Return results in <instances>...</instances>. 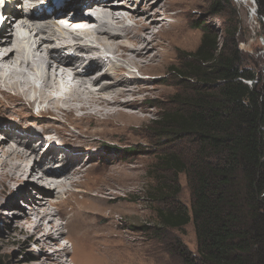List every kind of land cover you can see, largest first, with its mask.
<instances>
[{
  "label": "bare ground",
  "instance_id": "obj_1",
  "mask_svg": "<svg viewBox=\"0 0 264 264\" xmlns=\"http://www.w3.org/2000/svg\"><path fill=\"white\" fill-rule=\"evenodd\" d=\"M159 1L60 0L63 7H57L53 0H18L19 8L15 5L8 7L0 32V100H4L0 104L13 107L12 112L27 103L33 107L44 105L36 117L46 119L52 114L58 121L72 119L75 127L85 128L83 122L87 119L92 121L88 124L90 128L115 125L113 121L116 120H138V112L147 111L139 103L149 100L144 94L151 90L145 80H140L142 76L151 79L146 68L168 60L170 50L176 44L186 45L189 41L182 25L165 22V16L176 3L170 4V9L166 7L165 15L161 17L162 9L156 7ZM45 4L51 10L36 14ZM124 14L134 26L126 25ZM16 30L30 35L29 41L23 43ZM90 35L95 36V40L88 39ZM117 37L121 38L115 41ZM56 40L60 41L58 45H54ZM96 40L102 49L95 44ZM106 41L110 44H105ZM107 65L110 68L102 71L101 68ZM129 67L135 68L141 76H133L134 72L127 69ZM39 81L43 84L37 91ZM31 90H36L38 97H31ZM131 108L137 111H129ZM0 113H3L2 108ZM32 117L15 118L19 123L8 122L11 127L0 128V136H5L1 137L5 141L0 143V207H16L13 187L19 186L14 193H23L22 198L29 204L30 213L18 208L14 209L19 211L11 212L17 223L16 229L41 249L36 264H132V252L115 244L113 220L109 218V223L102 227L96 224L104 218L100 211L105 209L89 208L105 206L108 196L101 195L105 190L102 189L101 194L91 193L89 185L84 186L77 179L81 172L78 167L85 163L88 166L91 159L100 158L103 152L81 146L79 150L70 151L68 146L73 144L58 142L45 127L43 133L36 126L31 127L29 121ZM11 141L13 145L4 147V143ZM43 143L47 147L46 154L39 157L32 147ZM58 143L66 149L60 148ZM54 149L62 153L56 155ZM82 156H85L83 164L75 162ZM16 159L21 161L13 164ZM29 159L32 163L29 174L21 172ZM122 179L115 180L124 183ZM76 194H81L86 202L71 205L66 222L59 221L58 215L60 219L67 215L61 210L59 214L54 213V208L64 204L65 199L75 198ZM27 232H31L30 235Z\"/></svg>",
  "mask_w": 264,
  "mask_h": 264
},
{
  "label": "rangeland",
  "instance_id": "obj_2",
  "mask_svg": "<svg viewBox=\"0 0 264 264\" xmlns=\"http://www.w3.org/2000/svg\"><path fill=\"white\" fill-rule=\"evenodd\" d=\"M216 1L221 0H160L159 3H157L156 7L162 9L161 17H164L166 7L169 8L170 4L176 3L177 6L175 5V7L169 8L170 12L165 16V22L168 24H176V26L182 25V29L185 30V34L189 41L186 45L182 43L176 44L170 50L171 54L168 60H163L161 63L156 62L148 66L146 68L148 73L146 74H149L151 79L143 76L142 78L140 77V80L143 79L146 81V85L151 90L144 94L149 100H143L139 103L147 111H139L138 120H130L128 122L116 120L113 121L115 125L91 126L90 128L88 124H91L92 121L87 119L83 122L86 124L85 128L84 126L75 127L76 125L73 123L72 119L66 118L58 121V118L52 114H49L46 119L36 117V113L42 110L44 105L42 106L39 104L33 107L30 103H27V105H22V108L18 107L17 111L14 110V112H12L11 108L13 107L8 108L7 106L5 107L4 104H0V108L3 110V113H0V128L4 129V126L11 127L12 124H7L8 122L19 123L20 118L33 116L29 121L31 127L36 126L42 133L46 128L50 135L57 138L58 142L61 140L63 143L73 144L70 145V147L68 146L70 151L79 150L81 147H91L94 149L97 148L96 150L103 152L100 158L91 159L88 166H85V161V164L82 162L85 156L75 159V162L80 161V163L83 164L80 166L82 168L78 167L79 165H75V167L81 169L77 179H79L84 186L89 185L87 187H90L91 190L88 189L91 193L101 194L100 191H103L102 189L105 190L101 194L104 197L108 196V202L105 206L100 207L102 209L91 206L89 208L95 210L105 209L102 212L100 211L104 218L98 220L96 224L102 227V225L109 223V218L113 220L115 226L113 234H115L114 236L116 237V240H114L115 244H122V246L119 245L120 248L129 249V251L132 252V264H182L181 259L172 251V246H174L176 241H181L192 252H196L197 249L196 234L192 223L182 230H161L156 212L157 209L167 207L168 201L157 202L153 199V192L159 185L157 182H159L160 179L170 183V185L174 184L169 181L174 179L173 175L160 170V164H158L160 154L162 152H174L183 158L192 155L196 150L195 143L191 139L170 138L167 139V142L160 141L157 136L159 131L153 124L154 121H157L159 113H161V107L170 106L171 103L178 99L179 95H184V93H186L185 88L187 84L181 85L180 81L174 78V72L172 73L170 69L181 67V65L187 62L189 60V55L195 53L201 46L205 31L208 32L210 30L218 36L217 42L219 46L227 45L230 47V45H233L235 39L236 44H238L242 68L247 71H252V73L257 76V79L264 77V18H259L256 1L227 0L223 6L224 12L220 14V16L224 17L223 19H225V22L222 21L221 18L210 16L209 14ZM136 10L138 11V8H136ZM128 11L130 10H127V12ZM124 17L127 19V26H134V22L129 20L127 15L124 14ZM91 26L93 27L94 25L92 24ZM226 28H231L232 31L237 29L235 38L228 35ZM131 32L132 31H130V33ZM114 35L117 34H113L112 36ZM123 35L124 34H121V36ZM90 36L91 37L87 38L95 40V36ZM53 37L52 35V39ZM117 38L118 39L115 41L120 40L121 37ZM108 41L111 42L112 40ZM59 42L60 41L56 40L54 45H58ZM109 42L106 41L105 44H110ZM95 44H98V48L102 49L98 40L95 41ZM108 55H111V53H108ZM119 60L120 59H118V61ZM113 61L116 62L117 60ZM109 68L110 67L107 65L105 67L103 66L101 69L102 71H106ZM127 69L129 72L135 73H133V76L137 74L135 68L129 67ZM136 76L139 77L140 74ZM41 83L42 81L37 83V89L35 88L37 91L40 90L39 87L42 86ZM247 83L252 86L257 83V81H248ZM36 90H31V97H38L39 94L36 93ZM3 101L4 100H0V103ZM129 111H137V109L131 108ZM6 116L8 117L5 119L6 121L1 122L2 118ZM15 118L19 119L14 120ZM25 124H28V122H25ZM1 137L5 136H0V143L1 141H5L1 139ZM4 144V147H6V145H13L14 142L11 141L10 143L7 142ZM58 144H60V148L66 149L61 143ZM109 146L118 149H129L130 151L131 148L137 147L139 150L135 152L131 151V153H129L130 156L125 157L123 156V150H107L106 148ZM32 148L36 149L35 155H39V157L46 154L47 147L44 146V143L39 147L34 145ZM105 149L106 151H104ZM115 150L118 152L114 153L116 152ZM54 152L56 155L62 153L56 152L55 149ZM95 153L97 154L98 152ZM19 161L21 160L16 159L13 160L12 163L16 164ZM30 165H32V163H30L29 159V162L24 163L20 171L29 174V170L32 167ZM127 175H130L128 179ZM98 177L99 179H97ZM118 177H123L124 179H122V182L124 183H120L121 181H119L120 184L117 183L115 179H118ZM106 180L108 181L106 182ZM96 182H98V184ZM109 183L111 185L114 183L112 185L113 189L112 186H109ZM92 185L95 189H93L94 187ZM174 185H177L176 187L180 189L178 202L190 208L191 196L185 175H181L178 178V182ZM18 187L19 186L13 187V194H16L15 196L17 198L15 201L16 207H6L5 205V207H0V261L2 264H36V258L41 254V249L32 241H28V236L25 237V235H22L16 229L17 223L11 212L21 210L27 214L30 213L29 204L22 198L23 193H14ZM78 188L79 186L73 189L76 190ZM31 191L33 192L34 189L31 188ZM34 195H37V192H35ZM77 195L78 194H76L73 199H65L64 204L54 208V213L57 211V214H59V210H61L67 215L64 219H60L58 215L57 219L59 221L66 222L67 217L70 215L68 208L71 205H75L77 202H86L83 200L84 198L81 194ZM4 202L6 203L7 200ZM14 208H18L19 210H15ZM84 208H88V206ZM62 216L64 215L62 214ZM30 231H32V229H30ZM30 233L31 232H27V235H30ZM119 238L121 239V241H119L120 243L117 241ZM130 243L132 246H130ZM50 251L52 250H49V252ZM69 258L70 256L67 257V259ZM137 259L138 261H136Z\"/></svg>",
  "mask_w": 264,
  "mask_h": 264
},
{
  "label": "trees",
  "instance_id": "obj_3",
  "mask_svg": "<svg viewBox=\"0 0 264 264\" xmlns=\"http://www.w3.org/2000/svg\"><path fill=\"white\" fill-rule=\"evenodd\" d=\"M226 1H216L210 16L225 22L220 14ZM256 3L263 19L264 0ZM226 32L235 38L237 29ZM217 40L205 31L189 60L170 69L187 84L186 93L161 107L153 124L160 141L191 139L196 150L183 158L162 152L158 164L173 175L174 184L185 175L191 205L178 202L177 185L160 179L153 199L168 202L156 214L161 230L193 224L196 252L181 241L172 246L182 264H264V77L242 68L235 39L230 47ZM106 149L123 150L125 157L139 150Z\"/></svg>",
  "mask_w": 264,
  "mask_h": 264
},
{
  "label": "water",
  "instance_id": "obj_4",
  "mask_svg": "<svg viewBox=\"0 0 264 264\" xmlns=\"http://www.w3.org/2000/svg\"><path fill=\"white\" fill-rule=\"evenodd\" d=\"M256 1V0H255Z\"/></svg>",
  "mask_w": 264,
  "mask_h": 264
}]
</instances>
